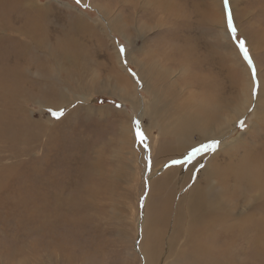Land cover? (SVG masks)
<instances>
[{"label": "rangeland", "instance_id": "rangeland-1", "mask_svg": "<svg viewBox=\"0 0 264 264\" xmlns=\"http://www.w3.org/2000/svg\"><path fill=\"white\" fill-rule=\"evenodd\" d=\"M229 7L251 66L226 31L222 0L7 1L0 67L21 75L18 87L0 97V264H141L136 250L144 211L152 185L171 164L154 168L152 151L162 135L141 119L138 102L161 116L167 97L169 107L199 102L205 84L210 97H228L237 108L241 88H248L251 102L262 92L257 108L251 104L238 120L224 114L236 133L219 139L216 151L247 129L244 143L256 145L254 135L264 128V0H229ZM59 47L75 63L53 60ZM30 61L36 64L28 71ZM165 67L169 80L161 78ZM145 80L159 89L154 100ZM61 109L62 117L52 115ZM133 120L140 121L151 158L134 138ZM131 140L139 152L122 146ZM259 217L254 212L248 223ZM167 230L168 220L164 239ZM250 240L256 242L237 235L227 244L230 264H264V239L261 246Z\"/></svg>", "mask_w": 264, "mask_h": 264}, {"label": "bare ground", "instance_id": "bare-ground-1", "mask_svg": "<svg viewBox=\"0 0 264 264\" xmlns=\"http://www.w3.org/2000/svg\"><path fill=\"white\" fill-rule=\"evenodd\" d=\"M7 1L0 0V24L5 22L3 19L5 18ZM3 49L4 46H0V59L4 55L2 52ZM57 51L59 52L57 57L50 55L53 60L57 61L58 58L62 59L63 57L70 58L69 62L75 63L74 59L76 56H72L69 50L59 47ZM74 52L76 54V51ZM35 64V62H31L25 65V69L28 66L27 69L30 71V69L34 68ZM166 68L163 70L160 69L161 76H163L161 77L162 79H168L166 76L171 74ZM18 73L17 70L12 71L3 66L0 67L1 99L6 95L5 93L9 88L14 90L18 87L21 75L20 73L18 75ZM144 73L147 74L148 72ZM150 79H153L151 75ZM181 80L184 81L183 84L186 82L184 79ZM188 82H191L192 85H198L194 81ZM188 82H186L187 84L185 86H188ZM55 83L59 82L56 81ZM146 83L152 100H154L158 97L159 89L153 80H148ZM57 85L59 86L57 89H60L62 82ZM178 85L179 83L177 81L173 87L179 88ZM194 87L197 88L198 86ZM203 88L206 89H203L202 93L198 95L199 102L185 101L184 103H178V105L169 107L167 105L170 99L167 97L164 102L165 112L161 116L159 115L160 110L152 113L151 107L148 109V105L140 102L137 103V100L134 102L141 108L139 113L141 119L144 116L147 117L151 127L156 128L158 134L162 135L159 145L154 146L152 151L154 152L152 162L154 168L159 163H161L159 168H161L162 164H171V167L163 172V174H167L152 185V192L149 199L151 206L147 207L144 211L143 221L145 222V227L144 231H142L141 239L138 238L140 243H138L139 246L136 250L141 256V264H230L231 250L229 249L231 248L227 244L229 243L231 245V241L235 236L245 237L246 235H251L256 241L253 242L250 240L253 246L256 244L261 246L263 244L264 234L261 230V227L264 225L263 127L261 128V132L259 131L260 133L254 131L256 133L254 135L255 141L252 142L256 145L253 144L250 147V141L244 143L243 134H251L250 129H247L246 132L238 134L228 144L227 139H225L220 144L222 148L220 151L201 153L192 163L172 164L173 160H183L192 146H199L201 143H208L212 140L218 141L231 134V131L235 132L234 126L231 124L233 120L228 118L229 115L227 117L224 114L231 113L230 117L234 116L236 118L234 121H236L244 115L251 104L255 110L259 103L258 98H261L263 95L262 92H259L257 94L258 96H255L256 101L251 102L248 88H241L239 95L242 97V105L238 109L236 103L232 106L228 102V97H221L219 100L212 95L210 97L207 92L212 93L213 91L209 85L205 84ZM51 89H54V86ZM171 94H175V92L171 91ZM185 99L187 100V98ZM227 104L229 107H227ZM253 112L252 114L257 117L258 113ZM136 141H134V145L132 140L131 142H124L122 146L125 144L127 146L133 145L130 148H133L134 153V150H136ZM142 146L147 157L149 156L151 158L149 147L145 148L144 145ZM239 146H243V149L238 152V157L235 160H228L234 149ZM203 154H207V157ZM234 156L236 155L234 154ZM221 157H223L222 161H218ZM170 206L173 212H170ZM254 212L260 213V217L249 224V216ZM238 215L244 217L239 218ZM167 220L170 222V230H167V237L164 239L163 234L166 231Z\"/></svg>", "mask_w": 264, "mask_h": 264}, {"label": "snow or ice", "instance_id": "snow-or-ice-1", "mask_svg": "<svg viewBox=\"0 0 264 264\" xmlns=\"http://www.w3.org/2000/svg\"><path fill=\"white\" fill-rule=\"evenodd\" d=\"M77 4L81 3V0H76ZM222 7H223V13L225 17V23H226V31L230 34V37L232 40L236 41L237 48L240 52V54L243 56V59L248 62V64L251 66L252 65V60L249 55V51L245 45V42L243 40H239L237 38V29L234 25L233 22V16L232 12L229 7V0H222ZM125 52L124 47L121 45L119 46V53L123 55ZM135 75V73H133ZM253 76H255V69L253 68ZM117 107H120V105H117ZM52 115L59 119L64 115L63 109L60 111L52 112ZM133 126V135L136 140L139 141L142 145H144L145 148L148 147L146 144L147 137L144 134L143 130L140 127V121L139 120H133L132 122ZM239 126L241 129L244 128V122L240 121ZM219 147V141L217 140H212L211 142L208 143H201L199 146H192L191 149L187 152V154L184 156L183 160H173L172 164H180V163H192L193 160L197 156H199L201 153H206L209 151L215 152ZM150 163V161H149ZM203 167V165H201Z\"/></svg>", "mask_w": 264, "mask_h": 264}]
</instances>
